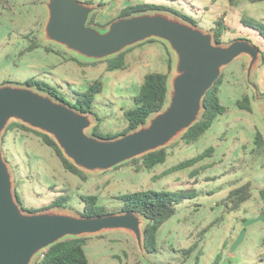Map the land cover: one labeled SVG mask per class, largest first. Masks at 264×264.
Instances as JSON below:
<instances>
[{
  "label": "rangeland",
  "instance_id": "obj_1",
  "mask_svg": "<svg viewBox=\"0 0 264 264\" xmlns=\"http://www.w3.org/2000/svg\"><path fill=\"white\" fill-rule=\"evenodd\" d=\"M46 1L0 0V85L19 86L38 80L55 87L70 103L75 92H83L91 82L101 80L104 91L94 103L93 120L100 126L99 137L120 134L127 128L124 111L133 107L145 75L168 73L170 81L175 74L174 53L161 41L141 43L127 49L124 69L108 71L107 61L114 57L90 62L44 41ZM144 1L179 8L194 18L203 31L214 30L216 22L223 19L227 31L222 43L244 38L264 49V40L242 22L246 19L264 24V1L239 0L235 7L226 0ZM89 2L105 5L95 14V21L100 19L96 21L99 28L115 19L111 16L110 0ZM31 40H37L42 47L22 55ZM47 46L65 53H47ZM69 56L82 64L69 61ZM248 65L249 59L243 57L223 71L219 97L227 113L197 142H173L168 147L166 162L151 171L143 168L141 162H128L105 173L87 174L88 180L84 182L64 169L55 151L44 145L39 135L11 128L5 133L3 152L14 177L18 200L26 211H42L57 198H63L65 205L58 211L80 215L83 198L96 196L98 205L108 215L121 210L119 198L129 193L195 190L197 197L178 205L176 214L160 227L157 251L148 254L147 259L139 252L132 235L115 231L88 237L85 252L90 264H264V199L260 196L264 189V146L256 143L257 133L264 138V59L252 75L257 90L247 82ZM245 96L251 98V112L237 105ZM88 134L93 135L92 129ZM211 147L215 150L212 157L194 167L170 172L174 166ZM247 182L252 184V198L240 209L231 211L224 200L231 190Z\"/></svg>",
  "mask_w": 264,
  "mask_h": 264
},
{
  "label": "water",
  "instance_id": "obj_2",
  "mask_svg": "<svg viewBox=\"0 0 264 264\" xmlns=\"http://www.w3.org/2000/svg\"><path fill=\"white\" fill-rule=\"evenodd\" d=\"M45 7V42L84 60L99 62L155 39L166 43L174 53L175 74L169 81L165 108L138 129L114 138L88 134L97 125L93 112H81L27 84L0 85V264H35L45 251L62 241L115 231L132 235L147 259V220L134 211L96 217L65 213L57 207L26 211L18 200L14 177L4 156L5 133L13 122L22 124L50 136L63 155L84 173H105L181 139L199 122L208 92L235 60L249 59L247 82L257 90L252 75L263 60V51L244 38L219 43L214 30L203 31L169 13L118 17L101 29L89 24L101 11L100 5L83 0H47Z\"/></svg>",
  "mask_w": 264,
  "mask_h": 264
},
{
  "label": "trees",
  "instance_id": "obj_3",
  "mask_svg": "<svg viewBox=\"0 0 264 264\" xmlns=\"http://www.w3.org/2000/svg\"><path fill=\"white\" fill-rule=\"evenodd\" d=\"M217 1V0H213ZM230 6L235 7L239 4V0H227ZM250 3H259L264 0H247ZM104 7L105 5L100 4ZM142 12H161V13H171L178 18L197 26V21L191 16L183 13L179 8L173 7L169 8L164 5H150L142 2L130 5L126 7L119 17L131 16L134 14ZM244 26L249 27L256 31L259 36L264 40V24L258 23L254 20H242ZM91 24L101 26L95 21V15L91 19ZM104 27V26H102ZM226 27L224 25L223 19L216 22L214 28L215 40L217 42H222V37L226 32ZM158 42V40L152 39L145 43ZM144 43V44H145ZM141 45V44H140ZM139 46V45H137ZM41 44L37 40H31L29 46L21 53L22 55L28 52H32L41 48ZM135 47V46H134ZM132 47V48H134ZM129 48L128 50L132 49ZM47 53H54L60 55L61 52L57 51L51 47H44ZM126 50V51H128ZM125 52L121 53L117 57L108 60V71H115L119 69H124V57ZM68 60L81 63L74 56H69ZM82 64V63H81ZM169 67H172V60H169ZM169 74L162 72H151L145 75L143 83L141 84L137 95L134 97V105L132 108L124 111V116L127 121L126 130L122 131L120 134L108 135L106 138H114L121 134H126L130 131L138 129L141 125L147 123L148 119L162 111L168 101L170 84H169ZM27 85L38 87L46 92H49L54 97L66 101L62 96L59 95L58 90L55 87L48 85L47 83L35 80L33 82L28 81ZM222 85V76L217 80L214 87L208 92L205 100L204 106L205 110L199 120V122L193 126L188 132H186L181 140L186 144H193L200 140L209 129L213 126L215 121L222 115L227 113V108L221 103L219 97V89ZM104 91V83L101 80H95L91 82L83 92H75L71 102H67L72 107L78 109L84 113H94V103L98 95ZM65 95V94H64ZM239 109L251 112L253 110L251 105V98L245 96L242 101L237 103ZM8 128H19L25 131L33 132L39 135L44 145L53 149L60 159L64 169L78 177H80L84 182L88 180L86 173L77 168L73 163H71L62 153L61 149L57 143L48 135L43 134L39 131L30 129L22 124L13 122ZM100 126L97 124L93 130L92 134L96 136L99 135ZM256 143L259 147L264 146V138L261 133H257ZM168 148L161 149L159 151L150 153L141 158H136L129 163H142V167L146 170H153L158 165L164 164L168 157ZM215 152L214 148H209L205 150L202 154L198 156L185 160L180 164L174 166L170 169V172H176L179 170H184L190 167H194L197 163L205 158L212 157ZM128 164V163H127ZM119 168V167H118ZM167 172V173H170ZM253 196L252 184L247 182L233 190L230 191L224 203L231 211H236L242 207L246 202H248ZM260 196L264 199V189L260 191ZM197 197L195 190H185L180 192L172 191H141L129 193L121 196L119 199L122 201V208L119 212L134 211L139 215L146 218L147 222L144 228L146 248L148 254L155 253L157 251V232L160 227L171 219L177 212V206L182 204L185 200H191ZM63 198H57L53 201L48 208H63L65 205ZM84 209L79 214L87 217H96L105 215V209L98 205V199L96 196L84 197L83 198ZM36 212V211H31ZM101 236V235H100ZM88 238H72L62 241L45 251L35 262V264H90L87 254L85 252V245ZM191 248L188 251H192Z\"/></svg>",
  "mask_w": 264,
  "mask_h": 264
},
{
  "label": "crops",
  "instance_id": "obj_4",
  "mask_svg": "<svg viewBox=\"0 0 264 264\" xmlns=\"http://www.w3.org/2000/svg\"><path fill=\"white\" fill-rule=\"evenodd\" d=\"M83 1H85V2H87L89 4H92V5H96V4H93L92 2H89V0H83ZM218 1H222V0H217L216 2H218ZM140 2H142V0L141 1L140 0H137V1L136 0H110L109 5L110 6L112 5V8H113V14L111 15L112 18H115V19L118 18L121 15L122 11L126 7H128L130 5H134V4L140 3ZM228 5L230 6L229 2H228ZM121 9H122V11H121ZM99 20H100L99 18L96 19L97 22H99ZM254 44H256L257 46H259L262 51L264 50L262 48L263 45H260L258 43H254ZM263 59H264V51H263Z\"/></svg>",
  "mask_w": 264,
  "mask_h": 264
}]
</instances>
